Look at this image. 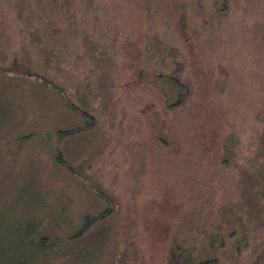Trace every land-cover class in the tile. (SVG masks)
Masks as SVG:
<instances>
[{"label":"rangeland","instance_id":"obj_1","mask_svg":"<svg viewBox=\"0 0 264 264\" xmlns=\"http://www.w3.org/2000/svg\"><path fill=\"white\" fill-rule=\"evenodd\" d=\"M0 68V264H264V0H0Z\"/></svg>","mask_w":264,"mask_h":264},{"label":"trees","instance_id":"obj_2","mask_svg":"<svg viewBox=\"0 0 264 264\" xmlns=\"http://www.w3.org/2000/svg\"><path fill=\"white\" fill-rule=\"evenodd\" d=\"M55 6H56V4H54L50 10L54 9ZM9 68L13 72H16V71L22 72V70L25 69V68L21 67V65L17 64V62L14 60V58H13V61L11 62V65ZM3 70H5V69L0 68V72H3ZM94 221H96V218L94 219V218L87 217L86 220L84 221L85 223L83 225L84 226L83 229L86 227L92 226ZM205 263H207V260L201 261L198 264H205ZM170 264H194V263H192V261L190 259V255H189V253H187V250H181L180 248H178L175 251H172L171 257H170Z\"/></svg>","mask_w":264,"mask_h":264}]
</instances>
